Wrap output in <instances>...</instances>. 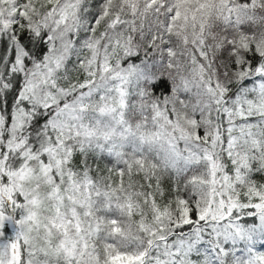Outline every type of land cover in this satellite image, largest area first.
Instances as JSON below:
<instances>
[{"label": "snow or ice", "instance_id": "snow-or-ice-1", "mask_svg": "<svg viewBox=\"0 0 264 264\" xmlns=\"http://www.w3.org/2000/svg\"><path fill=\"white\" fill-rule=\"evenodd\" d=\"M0 264H264V0H0Z\"/></svg>", "mask_w": 264, "mask_h": 264}]
</instances>
